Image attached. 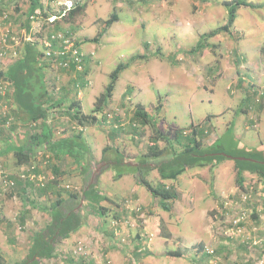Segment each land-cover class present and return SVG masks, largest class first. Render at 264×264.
Returning a JSON list of instances; mask_svg holds the SVG:
<instances>
[{
  "label": "rangeland",
  "instance_id": "obj_1",
  "mask_svg": "<svg viewBox=\"0 0 264 264\" xmlns=\"http://www.w3.org/2000/svg\"><path fill=\"white\" fill-rule=\"evenodd\" d=\"M41 1L43 8L31 14V0H0V46L2 35L9 34L7 53L0 59V70H6L8 64L20 56L30 38L44 37L60 31L73 38L82 48L85 53V71L79 76V72L73 69L57 68L44 62L47 65V87L50 95L56 98L54 91L59 90L60 93L64 86L75 89L72 93L76 88L83 90L90 87L94 95H99L105 90L110 81V73L120 61L146 54V58H138L121 73L114 94L99 112L101 117L99 123H96L98 128L104 130H110V123L112 128L121 129V148L127 154H134L135 152L129 150H138L141 147L147 152L150 142L154 140L151 124L137 121L135 113L139 104L148 110L156 120L158 128L172 142L178 132L183 131V136L189 133L194 122L197 123L194 125H199L204 131L205 147L216 140H219L225 150L233 153L244 149L245 146L264 147V0H248L251 5L240 7L229 30H218L213 34V30L227 22L228 11L225 2L228 0ZM80 4H84V8L71 14V9ZM113 11L117 12L118 19L107 26L104 21ZM251 61H254V74L248 82L250 92L247 93L245 85L239 84V81L235 83L233 77L237 74L245 76L243 64L253 68ZM0 80V100H9L10 94L8 89H5L9 83L4 78L0 77ZM68 94L70 95L69 92ZM75 94L74 97H68L70 103L77 102L78 93ZM92 101L94 99L85 100V114L92 113L95 105V101L93 105ZM225 102L232 103L236 110L237 106H243L242 110L228 113L225 117L212 115L210 124L200 122L208 113H218ZM58 106L61 112L59 117H50L52 121L45 118L46 123L49 122L52 126L57 124V120H63L65 125L61 126L64 128L57 129V133H67L70 128L69 134H77L78 119L70 114L71 108L63 109L62 104ZM108 113L113 115L112 122H108L104 117ZM2 115L0 126L5 128L4 132L9 133L8 129L12 125L9 122L10 114L3 112ZM252 115L256 116L257 120L250 123V129L246 130L243 123ZM73 119L76 121L70 124ZM38 123L27 122L22 127L24 131L29 128L30 132H34V125ZM202 124L204 127L200 126ZM122 125L123 127L118 128ZM171 125L181 128L175 129ZM190 125L191 127H188ZM37 128H40V124ZM20 132L23 131L18 130V134ZM15 136V141H19L17 133ZM217 136H220V139ZM0 138V148H5V138ZM105 144L100 140L99 147L88 146L90 150L87 149L86 152L89 158L85 166L75 164L78 162V156L66 159L62 175L54 171L52 157L45 153L41 160L19 164L18 167L13 152L0 156L2 177L15 181L14 185L8 186L0 177V252L6 257L8 264H18L26 260L27 264H107V260H112L113 264H121L117 257L108 254L106 231L95 229L100 222L96 216L91 217L86 205L91 190H95L97 196L99 193L113 192L121 200L102 198L105 201H113L120 207H126L128 212L131 210L134 213L133 210H136L127 207L128 199L124 198L132 185L124 181L132 180L131 178L110 179L109 173H106L99 180L98 186H94L91 166L95 167L106 159L103 152ZM157 144L159 147H165L167 143L161 140ZM178 148L180 149V146L174 142V145H170L167 155L176 149L179 150ZM135 154L136 156L132 157H137L138 153ZM166 158L170 156L152 160L160 165ZM225 164H232L231 170L234 172L222 170ZM211 165L213 163L203 167L210 169L211 180L220 179L219 182L224 184L221 183L223 194L215 187L214 180V186L211 188L213 206L203 203L197 206L193 214V222L208 226L209 234L181 233L179 241L185 244L187 237L194 241L197 254L193 253L192 256L197 264H240L242 260L243 264H264L263 178L246 171L243 190L235 181L234 159H220L215 161L213 167ZM32 168L37 172L36 175H46L48 178L51 174L56 180H48L42 186L36 178L30 180L21 176L23 173L33 172L30 170ZM217 170L220 176L222 173V178L215 177ZM149 178L153 184L161 182L159 175L150 173ZM29 180L32 182L31 187L28 186ZM123 182L124 187L121 185ZM74 194L79 196L74 197ZM54 207L62 208L71 215V220L74 221L73 230L68 232L67 237H56L55 252L51 257H40L34 262L30 257L34 234L39 230H48L53 224L51 211ZM104 208L107 209L105 206L101 209ZM201 208H207V217L201 216ZM144 210V207L139 206L136 211L139 213ZM122 218L123 216L113 220ZM113 220L107 218L104 222L105 228L108 229V224L111 225ZM84 223L87 225L86 231H75L84 226ZM171 228L177 229L175 225ZM176 234L178 233H174L175 237ZM130 237L131 234L128 241L120 242L132 243L134 235L131 239ZM114 238L117 239L115 235ZM172 239H175V246L177 239ZM82 243L86 247L79 252L78 248ZM200 244H203L204 248L201 249ZM133 245L134 243L124 248L118 245L122 263L139 262Z\"/></svg>",
  "mask_w": 264,
  "mask_h": 264
},
{
  "label": "crops",
  "instance_id": "obj_2",
  "mask_svg": "<svg viewBox=\"0 0 264 264\" xmlns=\"http://www.w3.org/2000/svg\"><path fill=\"white\" fill-rule=\"evenodd\" d=\"M13 63L14 62H12L11 64H8L6 70H0V77L4 78L6 82L9 83V85L6 84L5 89H8V93L10 94L9 100L8 99L3 100V101L0 100V121L2 120V117H3L2 113L8 112L10 114L9 122H11L12 124L11 127L8 129L10 130L9 133L4 132L6 131L5 128H1L0 126V137L3 136L5 138L4 140H5V145H6L5 148L3 147L0 148V156L6 155L7 149H11L19 145L24 146L25 144H27L25 146L30 148L32 151V159L30 162H33V161L37 162L39 159L41 160V156H43V154L45 153L47 154V156L52 157L51 163L54 166L53 168L54 171L62 175L63 173L62 171L65 169L66 159H70V157L74 155L64 153L65 152L63 150L64 148L60 149V147L56 146L55 142H57L58 139H61V138H74V135L69 134L70 128L68 129L67 133L66 132L57 133V129H59L60 127H63L61 125H65L64 124L65 122H63V120L54 119V121L57 120V124L55 123L54 125L52 124L51 126L49 122H48L49 124L46 123V119L45 120L30 119V117H28L25 114V112L20 109V105H19L20 103L18 104V102L14 101L13 99V93L15 91V86L10 80L4 77V75L6 74L10 75V72H13V69L11 71ZM251 64L253 68H251V65L249 66V65L243 64L245 68V73L243 75L245 76H239V74H237L236 76L233 77V80L235 83L239 81V84L241 83L242 85H245L244 89L247 91V93L250 92V89L247 86L248 82L251 79L252 75L254 74V61H251ZM46 71H47V67L43 70L44 75H45V81L47 83V72ZM62 88L63 89L60 91V93H59V90L54 91V96H56V98H53L50 95V91L48 90L47 96H51L50 99L53 100V102L55 101V103L57 104L55 107L50 108L48 112V116L46 117L48 120H51L50 117H53V118L55 116L59 117L61 112H59L60 107L58 105L62 104L63 109H68V107L73 104V103H70L68 97H74L73 95L76 96L75 94L76 92L78 93V96L76 97L77 102L80 101V105H81L80 109L84 111V113H87V110L85 109V100L88 101V99L90 98V100L94 99L95 101L96 97L98 96L95 94L96 95L95 97L92 91V88L90 87L83 88V90L76 88V91L74 93H72V91L75 89H72L69 86H64ZM68 92L70 93V95L68 94ZM132 97H129V99H132ZM94 101H92V105ZM142 104L144 105V103ZM76 107L77 106H73V107H70L71 109H69L70 114L72 116L74 115L72 113H75V110L77 109ZM242 107L243 106L241 107L237 106L238 110H236V107L233 106L232 103L225 102L224 104H222V107L218 113L217 112L208 113V115L204 119H202V121L200 122L203 124L204 123L210 124V121H211L210 118H213L212 115H216L218 117H225L228 113H233V112L237 113L238 111H241ZM250 107L252 108V104H250ZM62 115H64V112H62ZM254 115H252V117H250L249 120L244 121L243 124L246 130L250 129V125H249L250 123H252L254 120H257L256 116ZM97 116H98V119L100 120L101 116L99 113H97ZM99 120H98V123H99ZM153 120H154V117H153ZM33 121L39 122L36 126L34 125V132L33 131L30 132L29 128H25L26 130L24 131V128L22 126H24L25 123L27 122L30 123ZM74 121H76V119H73V121H71L70 124L72 123L74 124ZM154 122H156V120H154ZM39 124H40V128H37ZM193 124H197V123L192 122L191 125ZM203 124L200 126H203ZM67 125L69 126V124H66V126ZM123 125L118 126V128L123 127ZM191 125L188 127H191ZM257 125L258 124H256V127ZM97 126L99 125H96V123L90 124V125H80L79 123H77V126H76L79 129L78 132L82 133L81 137L84 140L83 150H87V149L90 150L88 146L90 147L92 145L93 147H99L100 140H101V143L102 141L106 143L104 147H107L109 145L112 146V149L109 151V155L111 159L106 158L103 162H100L97 166L93 167L94 186L95 187L98 186L99 180L102 179L106 173H109L110 179L124 178L125 180L127 178H131L132 180L124 181V182L132 183V185L128 188L124 196V198H127L131 204L130 206L129 204H127V207H129L132 210L133 209L138 210L139 206L141 208L144 207L145 209L144 211H141L139 213L136 210H133L134 213L131 210L130 212H128L126 207H120L119 204L113 201H110V200L105 201V199L102 198V197H106V198L108 197L107 199H113L114 201L116 198H117L116 200H121L118 197H116L115 193L113 192H109L106 194L99 193V196H97L95 194L96 193L95 190H94L95 192L91 191V195H89L88 200L86 201V205L88 207L89 213L91 212L90 213L91 217L92 215L96 216L98 221L100 222V225L97 224L95 229L106 231L105 233L107 234L108 237L106 238L105 243L108 246V254L114 257H117L118 261L121 264H131L130 261H125L122 263L123 261L122 255L117 249V247L119 245L124 248L134 243V245L132 246L135 250L134 254L139 259V262H137L136 264H197L198 262L194 261L193 256H192L193 253L197 254L195 245L193 244L194 241L190 237H187L186 243L182 244L179 241V238L180 236H182L181 233L183 235H187L188 232H190V234H193V235H198L201 232H203L202 233L203 235L209 234L208 226H205L202 224H196L193 222V219H194L193 214L196 208H198L197 206H200L203 203H205L207 206L208 205L213 206L214 199H213V196H211L213 194V191H211V188L214 186V180H215V187H217L219 191H221L220 192L221 194H223L222 188L224 184L222 182H219L220 179L217 181L215 178L211 180L210 179V174H211L210 169H206V167L188 168L182 174H180L176 180H160V181H164L168 186L174 185L178 192V198L174 200L172 203L170 202V205H169L170 207L167 208L165 207V205L164 206L162 205V203L160 202L158 198L153 197L151 195L150 191L148 190L146 186L140 184L137 181L136 174L139 172L140 169L144 171V173L146 174V176L148 177L150 181H151V179L149 178L150 173L154 174L155 176L159 175V171H158L159 164L158 165L155 164V161L152 159H146L142 157L143 156L142 154L145 152L144 150H142L143 149L142 147L139 148L138 150L137 149L129 150V151H132V153L137 152L138 153L137 157H132L134 155L136 156L135 153L127 154V152H125L123 148H121L122 147L121 142L123 141V138L120 137V134L122 133L120 132L121 129L112 128L111 123H110V130H104L102 128H98ZM173 128L178 129L181 127H173ZM18 130L23 131V132H20L18 134ZM115 131H116V134H115ZM190 132H191V129H190ZM190 132L187 134H184L182 139L180 138L181 136L179 137L182 140V143H179L175 139L173 140L172 145H174V142H175L178 146H180V149H182L183 145L184 144L186 145V141L190 137ZM16 133L19 136V141H15ZM10 134L13 137L10 136ZM217 137L218 139H220V136H217ZM45 138L46 139L49 138L48 139L49 141L48 142L45 141ZM28 139H29V142L30 141L32 142L30 144L31 146H28L29 145L27 143ZM0 140H2V138H0ZM150 143L153 144L154 141ZM246 147L247 146H245V148ZM79 151H82L81 148L79 149ZM117 157H120L122 159L118 161ZM75 164L77 166H80L79 162ZM231 165L232 164H225V167H223L222 170H226V171L228 170V172L230 171L233 173L234 171L231 170ZM16 166L18 167V164ZM214 175L215 177L222 178V173L220 176L218 170L217 172L214 173ZM103 180H105V178ZM105 182L107 183L108 181H105ZM124 182L121 184L122 187H124ZM151 182L153 183V181ZM31 183L32 182H30L29 180L28 182L29 187H31L30 185ZM94 200L96 201L99 200L98 201L99 205L105 206L107 207V209L105 208L99 209L97 207V204L94 202ZM202 211H204V213H202ZM204 215L205 217H207V208L206 209L201 208V216H204ZM121 216L125 218V221L122 222L119 226L113 225V223L117 221L113 219L121 217ZM107 218H109L110 220L111 219L113 220L111 225L108 224L109 226L108 229L105 228L104 226V222L106 221ZM122 219H119V220H122ZM128 224H130L131 226H129ZM182 224H184L185 226V231H183L184 233L182 232V230L184 229V226H181ZM173 225H175L177 229L172 230L171 226ZM86 229H87V225L86 223H84V226L80 227L79 229H75V231L78 230L79 232L83 233L84 231H86ZM118 229L119 231H117ZM147 233L151 234V239L147 243V248L145 249V251H139V247L145 242L144 235ZM174 233H178L176 234V237L174 236ZM130 234H131V237H133L134 235L133 241L131 240L132 243L124 242V244H122L120 241L124 237H128ZM114 235L116 236L117 239L114 238ZM172 238L177 239V243H176L177 245L175 244L174 246L175 239H172ZM170 251H178L180 252V255H177V256L170 255L169 254ZM243 263L244 261L242 260V263L240 264H243ZM78 264H81V262Z\"/></svg>",
  "mask_w": 264,
  "mask_h": 264
},
{
  "label": "trees",
  "instance_id": "obj_3",
  "mask_svg": "<svg viewBox=\"0 0 264 264\" xmlns=\"http://www.w3.org/2000/svg\"><path fill=\"white\" fill-rule=\"evenodd\" d=\"M228 11V18L226 24L213 30L212 34L218 30H229L237 18V12L242 6L251 5L248 0H228L225 2ZM43 8L41 0H31V10L30 13L33 14L37 9ZM84 8V4L71 9V14L77 13ZM118 19V14L113 11L112 15L106 19L104 22L108 26ZM50 34V33H49ZM206 36V34H203ZM42 47L38 41H28L20 54V56L14 61L10 75L6 74L4 77L10 80L15 86V91L13 93L14 101L18 102L20 109L25 112V114L32 120H39L48 116L50 108L55 107L57 104L55 101L51 100V96H47L48 87L45 81V75L43 70L47 65L41 60ZM146 54L132 56L130 60L120 61L114 70L110 73V81L105 87V90L101 92L96 101L91 114H85L82 112L80 101L72 102L73 104L69 107L77 106L75 110V118L78 119L80 125H90L98 122L97 113L103 110L107 101L113 96L117 81L120 78L121 73L138 58H146ZM75 70L71 68V70ZM85 71L79 72V76ZM82 77V76H81ZM79 107V108H78ZM137 121L142 124H151L153 128V141L154 143L150 145L148 151L142 154L146 159H161L165 156H170L160 162L158 167L159 176L161 180H176L180 174H182L188 168L203 167L209 164L212 167L215 165V161L218 162L220 159L228 158L229 156L224 155L227 153L231 157H236L235 167H236V184L239 188L245 190V172L249 171L251 173L258 174L264 180V147L263 148H245L235 153L225 150L220 144L219 140H216L213 144L209 146H203L204 131L199 128V125H192L190 132V137L186 141V145L180 150H174L172 153L167 155L170 145L173 143L169 137L164 134L154 122L153 117L147 112L142 105L139 104L137 112L135 113ZM106 117V115H104ZM107 118V117H106ZM183 132V131H182ZM182 132H178L176 141L182 143ZM184 133V132H183ZM82 133L77 132L74 138H61L55 142L56 146L64 148V153L70 155L78 156V162L80 165H87L88 153L83 150L84 140L81 137ZM181 136V137H180ZM181 139H180V138ZM38 138V137H37ZM36 139V138H35ZM49 139V138H48ZM45 138V141H49ZM165 141L167 144L165 147H159V141ZM29 145L31 141L27 142ZM185 143V142H184ZM16 145V144H15ZM27 145V144H25ZM24 145V146H25ZM54 145V144H53ZM23 145L12 146L14 148L7 149L6 153L13 152L16 158V163L26 164L32 159V151L27 146ZM78 147V148H76ZM81 148L82 151H79ZM112 146H107L103 149L105 158L111 159L109 151ZM263 149V150H262ZM60 156V155H58ZM239 157H245L244 159ZM114 159V158H113ZM118 161L122 158L117 157ZM143 159V158H142ZM214 161V162H213ZM137 175V181L146 186L153 197L160 200L162 205L167 208L170 206V202L178 198V192L174 185H167L164 181L159 184H153L142 169L139 170ZM92 191V190H91ZM88 194V192H85ZM78 194H74V197H78ZM101 200V198H100ZM63 200H60L62 202ZM99 201V200H98ZM94 200L98 208H102L99 202ZM51 216L53 224L48 227V230H39L34 234L32 250L30 251V257L32 261H38L41 258H49L54 254L56 238V231L59 230V235L64 237L68 236V232L73 230L74 221L72 218H68V213L62 208L54 207L51 211ZM201 249L204 248L203 244H200ZM170 255H180L178 251H170ZM28 260L18 263L27 264ZM0 264H8L6 257L0 252ZM17 264V263H16Z\"/></svg>",
  "mask_w": 264,
  "mask_h": 264
},
{
  "label": "built area",
  "instance_id": "obj_4",
  "mask_svg": "<svg viewBox=\"0 0 264 264\" xmlns=\"http://www.w3.org/2000/svg\"><path fill=\"white\" fill-rule=\"evenodd\" d=\"M9 34L5 33L1 37V46H0V59H2L6 53V47L8 46V39ZM32 41H38L40 46L42 47V56L41 60L45 63H48L50 66H54L57 68H63V69H71L74 68L75 71H83L85 67V53L83 52L80 45L71 37L65 35L64 33L58 31L53 32L47 36L44 37H37L34 39H31ZM107 121L112 122L114 119L113 115L111 113H108L106 115ZM117 126V125H116ZM35 168V167H34ZM34 168L30 169L33 170V172H30L29 174L23 173L21 176L23 178L28 179H37L39 182V185L44 186L48 180H56L54 175H48V178L46 175H36L37 172L34 171ZM1 171V170H0ZM0 177H2V173L0 172ZM2 180L5 185L12 186L15 184V181L13 179L2 177ZM22 180V179H21ZM26 180V179H23ZM22 180V181H23ZM129 206L130 201H128ZM125 221V220H124ZM123 220H117L113 225L119 226ZM119 231V229L117 230ZM129 237V236H128ZM128 237H124L123 241H128ZM151 239V234H145L144 235V244H142L139 247V251H143L147 248V243ZM86 245L84 243L80 244L78 251L82 252L85 249ZM107 264H113L112 260H107Z\"/></svg>",
  "mask_w": 264,
  "mask_h": 264
},
{
  "label": "flooded vegetation",
  "instance_id": "obj_5",
  "mask_svg": "<svg viewBox=\"0 0 264 264\" xmlns=\"http://www.w3.org/2000/svg\"><path fill=\"white\" fill-rule=\"evenodd\" d=\"M91 169H93V165L91 166ZM93 171V170H92ZM68 218H72L71 215L68 214ZM59 236V230L56 231L55 238ZM57 239V238H56Z\"/></svg>",
  "mask_w": 264,
  "mask_h": 264
},
{
  "label": "water",
  "instance_id": "obj_6",
  "mask_svg": "<svg viewBox=\"0 0 264 264\" xmlns=\"http://www.w3.org/2000/svg\"><path fill=\"white\" fill-rule=\"evenodd\" d=\"M224 155H226V156H229V157H231V155H228L227 153H223ZM236 157H232V159H235ZM239 158H242V159H244L245 157H239Z\"/></svg>",
  "mask_w": 264,
  "mask_h": 264
}]
</instances>
